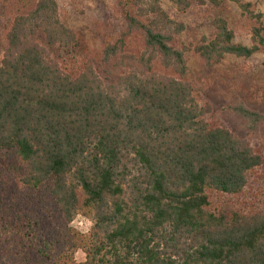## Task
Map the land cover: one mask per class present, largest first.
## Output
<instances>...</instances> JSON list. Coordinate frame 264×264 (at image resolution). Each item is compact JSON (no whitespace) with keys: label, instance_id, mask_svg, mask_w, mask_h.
I'll use <instances>...</instances> for the list:
<instances>
[{"label":"trees","instance_id":"trees-1","mask_svg":"<svg viewBox=\"0 0 264 264\" xmlns=\"http://www.w3.org/2000/svg\"><path fill=\"white\" fill-rule=\"evenodd\" d=\"M170 1L180 13L192 6ZM142 2L125 0L127 30L106 45L102 78L80 66L56 0H0V264H264V158L210 124L184 81V26L159 0L139 19ZM261 31L253 46L236 44L218 19L194 53L207 64L250 59L264 53ZM135 34L144 51L126 54ZM156 61L178 78L153 72ZM78 216L89 233L72 227Z\"/></svg>","mask_w":264,"mask_h":264},{"label":"rangeland","instance_id":"rangeland-1","mask_svg":"<svg viewBox=\"0 0 264 264\" xmlns=\"http://www.w3.org/2000/svg\"><path fill=\"white\" fill-rule=\"evenodd\" d=\"M56 1L61 21L77 35L80 42L81 54L78 58L80 66L92 62L99 76L104 78L106 75L101 60L106 45L119 40L121 33L127 30L123 17L125 0ZM190 1L191 8L185 13H180L170 0H159V4L156 0H143L139 9H136V15L139 17L144 11L158 4L175 22L184 26L183 33L177 36L178 48L186 49L188 70L184 81L193 87L194 95L200 105L211 109L208 121L213 126L227 128L264 158V123L254 127L235 112L237 107H244L264 116V53L250 59L226 56L219 64H207L194 53V48L204 37L212 38L214 23L218 19L227 22L235 34L236 44L253 46L252 37L255 28L262 30L261 35L264 38V0H244L245 4H251L250 12L244 10L241 4L230 0H219V6L210 0ZM139 19L146 20L143 17ZM38 42L50 55L56 57L53 50L43 41ZM7 48L6 30L0 23V59ZM143 51V42L138 35L129 38L126 54L134 55ZM66 60H69V57ZM153 72L178 78L172 71L161 67L157 61L153 64ZM123 73V68L113 69L111 83H115ZM78 217H81V220L76 222ZM78 217L72 227L80 233L90 230L91 221L83 216ZM82 220L83 229L78 225ZM76 259L79 263H83L85 255L79 253Z\"/></svg>","mask_w":264,"mask_h":264},{"label":"built area","instance_id":"built-area-1","mask_svg":"<svg viewBox=\"0 0 264 264\" xmlns=\"http://www.w3.org/2000/svg\"><path fill=\"white\" fill-rule=\"evenodd\" d=\"M79 220H81V217H78V219L76 220V222H78ZM78 225H79V227H81V229H83V226H84V222H83V220L80 221V222L78 223ZM89 231H90V230H87L86 232H84V233H82V234H87V233H89Z\"/></svg>","mask_w":264,"mask_h":264}]
</instances>
